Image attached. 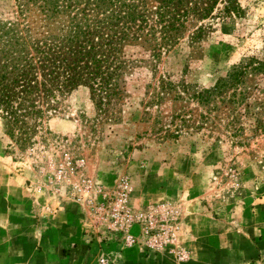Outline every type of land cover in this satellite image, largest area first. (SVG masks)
<instances>
[{
    "label": "rangeland",
    "instance_id": "374dc122",
    "mask_svg": "<svg viewBox=\"0 0 264 264\" xmlns=\"http://www.w3.org/2000/svg\"><path fill=\"white\" fill-rule=\"evenodd\" d=\"M231 3L236 17L218 4L195 44L186 32L155 58L127 47L121 93L77 89L25 143L0 118V264H264V73L246 110L189 96L264 63V0ZM14 16L0 0V19ZM121 184L125 233L104 208Z\"/></svg>",
    "mask_w": 264,
    "mask_h": 264
},
{
    "label": "trees",
    "instance_id": "16d2710c",
    "mask_svg": "<svg viewBox=\"0 0 264 264\" xmlns=\"http://www.w3.org/2000/svg\"><path fill=\"white\" fill-rule=\"evenodd\" d=\"M14 3V19H0V118L7 136L17 135L20 143L28 140L32 124L41 123L58 109L62 97L77 89L85 88L102 101L121 93L122 75L133 64L127 47L145 48L155 58L186 32L189 43H197L203 21L212 17L218 4H223L218 13L224 21L237 15L231 0ZM30 15L41 23H29ZM263 73L264 63L247 57L212 87L192 91L190 100L215 110L223 104L246 110L251 107L246 101L258 98L254 82Z\"/></svg>",
    "mask_w": 264,
    "mask_h": 264
},
{
    "label": "built area",
    "instance_id": "2783aa9c",
    "mask_svg": "<svg viewBox=\"0 0 264 264\" xmlns=\"http://www.w3.org/2000/svg\"><path fill=\"white\" fill-rule=\"evenodd\" d=\"M128 192L129 189L127 185L121 184L119 187V191L115 193V196L111 197V199H109L110 201H107L104 204V208H109L110 211V214H108L107 218H111V220H113V222H110L107 225V228L109 230H121L123 233H125L130 226V217L126 207ZM124 238L125 242H127V245L133 243V239L131 236L125 235ZM99 264L107 263L104 260H100Z\"/></svg>",
    "mask_w": 264,
    "mask_h": 264
},
{
    "label": "crops",
    "instance_id": "0c3cea01",
    "mask_svg": "<svg viewBox=\"0 0 264 264\" xmlns=\"http://www.w3.org/2000/svg\"><path fill=\"white\" fill-rule=\"evenodd\" d=\"M4 254H6V252L5 253H1V257H3L4 256ZM14 256H17V255H14ZM2 264H5V263H2Z\"/></svg>",
    "mask_w": 264,
    "mask_h": 264
}]
</instances>
